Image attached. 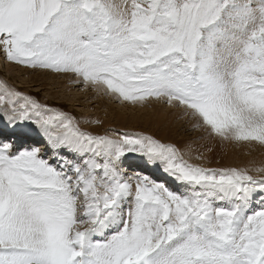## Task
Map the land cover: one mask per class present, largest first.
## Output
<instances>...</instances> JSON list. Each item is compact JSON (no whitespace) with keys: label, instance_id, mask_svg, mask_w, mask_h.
<instances>
[{"label":"snow or ice","instance_id":"6c2138e0","mask_svg":"<svg viewBox=\"0 0 264 264\" xmlns=\"http://www.w3.org/2000/svg\"><path fill=\"white\" fill-rule=\"evenodd\" d=\"M0 52L264 147V0H0ZM103 124L0 79V264H264V166Z\"/></svg>","mask_w":264,"mask_h":264},{"label":"rangeland","instance_id":"374dc122","mask_svg":"<svg viewBox=\"0 0 264 264\" xmlns=\"http://www.w3.org/2000/svg\"><path fill=\"white\" fill-rule=\"evenodd\" d=\"M1 55V62H3V67H0V79L6 80L12 86L24 91L26 93L32 94L36 96L41 102L47 103L53 106L62 107L65 111H68L77 117H101L104 118V113L107 112V109H112L113 113L121 112L124 113L123 115L130 116L131 114H135L138 116H148L152 119H157L158 114H164L166 117L170 116V110H168L165 106L160 104H155L152 107H134L130 105L128 112H124L125 109H122L121 104H117L114 101H107V99H103L104 96L100 97L93 92L89 91H82L79 87L69 85L66 83L65 86H58L57 84H52L43 87L40 89L41 81H39L38 87H31L28 83H24L25 80H22L24 76L18 75L17 69L9 70L7 68V64L4 62L3 53L0 52ZM15 65V64H14ZM18 66V65H17ZM25 68V67H23ZM28 71H34L32 69L25 68ZM38 72L37 70H35ZM17 77H21L18 79ZM26 77V76H25ZM43 81V80H42ZM48 83H52V81L47 80ZM57 81H61L57 80ZM59 84V83H58ZM72 88V89H71ZM37 91H34V90ZM71 89V90H70ZM56 91V92H55ZM81 93V94H80ZM103 101V102H102ZM112 102V103H111ZM107 103V104H105ZM113 104V107L109 104ZM91 116V117H90ZM176 120V118H175ZM177 121H181L177 119ZM169 123V122H167ZM181 125L183 126L182 129L188 128V123L186 121H181ZM180 125V126H181ZM85 129H90L91 125H81ZM112 123H107L102 128H100L101 132L103 128L112 127ZM132 125H117L115 128L129 130V131H147L151 132L157 136L159 139H166L163 140L165 142H170L176 144L178 147L181 148L182 152L188 153L191 152L192 156H195L197 153L203 152L204 155L207 157V165L211 167H228V166H236V167H252L253 165L256 166H263L264 165V147L259 145H235L232 143H225L221 144L219 141H209L206 139H199L202 135L199 131L194 134L198 135L193 137L194 134H189L192 131L186 130L185 132L181 133V136L178 135L179 131H166L168 129L163 130L162 128H157L155 126L153 130L152 127L144 126L137 124L134 127ZM165 127V126H164ZM168 132V133H167ZM231 145V146H230ZM211 147L213 150L212 152H208L207 149ZM235 148V149H233ZM262 148V151H261ZM260 149V150H259ZM229 151V154H228ZM230 155H233L231 157ZM188 158V155L185 156ZM231 162V163H230ZM252 165V166H249Z\"/></svg>","mask_w":264,"mask_h":264},{"label":"bare ground","instance_id":"6f19581e","mask_svg":"<svg viewBox=\"0 0 264 264\" xmlns=\"http://www.w3.org/2000/svg\"><path fill=\"white\" fill-rule=\"evenodd\" d=\"M117 2H119V0H117ZM3 57H4V55H3ZM0 59H1V55H0ZM4 62L7 64V68L9 70H13V69L16 68L17 69L16 71H17L18 75L22 74V76H24V78L22 79V80H25L24 83L25 84L28 83L29 86H31V87H38L37 85H39V83H40L39 81H41L40 89H42L45 86H48V84L49 85L57 84L60 87L61 86H65L66 83L69 84L67 78H62L60 76H57L56 74L46 73V72H42V71H39V70H37L38 72H36V71L32 72V71L26 70L25 68H23V66L14 65L12 63L7 62L6 60H4ZM0 67L1 68L3 67V62H1V60H0ZM17 78L20 79L21 77L20 78L17 77ZM60 79H61V81H57V80H60ZM47 80H49V81L51 80L52 83H48ZM52 86H54V85H52ZM34 91H37V90H34ZM100 97H102V96H100ZM103 99H107V101H109V100L113 101V100H111L108 97H104ZM111 103H109V104L113 107V104H111ZM105 104H107V103H105ZM119 107H121L122 109H125L124 112H128V109H129L130 105H121ZM105 109H107V112L104 113L105 117L101 118V117L98 116L99 119L104 121L103 126L106 125L107 123H112V125H113L112 127H115L117 125H122V127H123L126 124L127 125L130 124V125H132L131 127H134L135 125L140 124V125H143V127L144 126L145 127L146 126H148V127L155 126L157 128H162L163 130L168 129L166 131H175V132L179 131L178 135H181V133L185 132L188 129V128L182 129L183 126L181 125V121H183V120L177 121V117L175 115L171 114V113H170L169 117H166L164 114H162V115L158 114V117L155 120V119H152V118H150V117H148L146 115L145 116H138V115H135V114H131L130 116H128V115L125 116V115H123L124 113H121V112L113 113V111H111V110L115 109V108H111L109 106H108V108H105ZM91 118H97V117H91ZM175 118H176V120H175ZM167 122H169V123H167ZM187 126L190 128L189 124ZM153 128L154 127H152V130H153ZM90 129H92L93 131H101L100 128H96L95 125H91ZM194 133H196V132L192 131L191 133H187V135H189V134L192 135ZM181 136L184 137L186 135H181ZM196 136H198V135L194 134L193 137H196ZM162 140H166V139H162ZM233 149H235V148H233ZM261 151H262V148H261ZM228 154H229V151H228ZM230 156L233 157V155H230ZM193 162H195V161H193ZM249 166H252V165H249Z\"/></svg>","mask_w":264,"mask_h":264}]
</instances>
